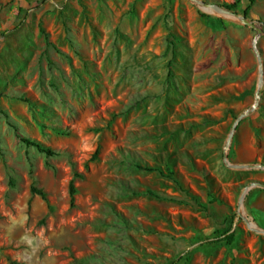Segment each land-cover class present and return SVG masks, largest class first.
Returning a JSON list of instances; mask_svg holds the SVG:
<instances>
[{
  "label": "rangeland",
  "instance_id": "rangeland-1",
  "mask_svg": "<svg viewBox=\"0 0 264 264\" xmlns=\"http://www.w3.org/2000/svg\"><path fill=\"white\" fill-rule=\"evenodd\" d=\"M202 3L0 0V264H264V0Z\"/></svg>",
  "mask_w": 264,
  "mask_h": 264
},
{
  "label": "trees",
  "instance_id": "trees-1",
  "mask_svg": "<svg viewBox=\"0 0 264 264\" xmlns=\"http://www.w3.org/2000/svg\"><path fill=\"white\" fill-rule=\"evenodd\" d=\"M246 1L249 3V5H248L247 9L244 11L245 17L247 16L250 7L252 5H254L257 0H246ZM223 8H225L227 10H232V9L235 8V5L224 6ZM23 100H24L25 103L30 104V101L28 99H23ZM18 138H20V140L25 144L26 147H33L39 153H42L45 156H52V157L53 156H57V153L55 151L44 147L42 144H40L38 142L32 141L30 139H26V138H21V137H18ZM97 155H98V151H96L93 154L91 160L92 161L96 160ZM74 177L77 178V179H82L83 178V176L79 175V174H75ZM73 181H74V179L70 182L69 187H68V193H69V197H70V206L71 207L74 206V196H75V193H76V189L74 187V182ZM30 193H31V195L38 196L41 200H43L46 203L48 211L49 212L52 211V207L49 204L47 194L43 190L38 189L34 185H32L30 187ZM232 225H233V217H230L229 221L227 222L226 227L223 230L213 234V236L204 238L198 244V246L200 248L212 247V249L213 248L214 249L218 248L220 246H226L229 249L232 248L237 243V238H236L235 232L233 231ZM196 250H191V251L187 252L186 256L181 257L180 260H184L185 262H189L190 258L192 257L193 253Z\"/></svg>",
  "mask_w": 264,
  "mask_h": 264
},
{
  "label": "water",
  "instance_id": "water-1",
  "mask_svg": "<svg viewBox=\"0 0 264 264\" xmlns=\"http://www.w3.org/2000/svg\"><path fill=\"white\" fill-rule=\"evenodd\" d=\"M202 6H203L204 8H211V9H213V10L219 12V13H222V14L228 15V16H230V17H233V18H235V19H238L242 25L247 26V27H249V28H251V29H254V30L257 32V36H259V35L261 34V31H260L258 28H256L255 24L252 23V22H250V21H248L245 17H240V16H239L238 14H236V13H232V12H229V11H225V10L219 8L218 6H215V5H208V4L202 3ZM257 58H258L259 74H260L259 84H260V87L262 88L261 59H260V57H259L258 55H257ZM260 95H261V89L257 92V98H256V101H255V105H254V107L257 106V104H258V100H259V98H260ZM249 113H250V112H246V113L242 114L240 117H238L236 123L234 124V126H233V128H232V132L235 130L236 126H237L238 123L241 121V119H242L244 116L248 115ZM230 139H231V136H230V138H229V141H230ZM229 141H228V142H229ZM225 163H226L228 166L232 167V168H238V169H239V168H245V167H243V166H232V165H229V164L227 163V158H226V157H225ZM257 167H260V168H263V169H264V166H257ZM246 168H254V167H253V166H248V167H246ZM259 186H260L261 188L264 189V185H259ZM242 219H243V221L245 222V224L247 225V227H248L249 229H251V230L257 232L256 229H254V228H252V227L250 226L249 222H248L246 219H244V218H242Z\"/></svg>",
  "mask_w": 264,
  "mask_h": 264
}]
</instances>
